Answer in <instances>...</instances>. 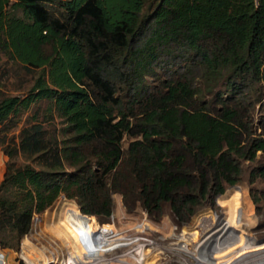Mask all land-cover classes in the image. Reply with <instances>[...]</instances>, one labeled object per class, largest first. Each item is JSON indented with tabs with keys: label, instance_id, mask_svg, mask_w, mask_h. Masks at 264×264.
Returning a JSON list of instances; mask_svg holds the SVG:
<instances>
[{
	"label": "trees",
	"instance_id": "trees-1",
	"mask_svg": "<svg viewBox=\"0 0 264 264\" xmlns=\"http://www.w3.org/2000/svg\"><path fill=\"white\" fill-rule=\"evenodd\" d=\"M0 52L36 71L27 94L0 95V248L16 249L59 195L86 230L113 193L126 211L156 220L167 204L187 222L264 152V113L252 114L258 93L264 109V0H0ZM37 101L57 131L36 112L7 136Z\"/></svg>",
	"mask_w": 264,
	"mask_h": 264
},
{
	"label": "rangeland",
	"instance_id": "rangeland-1",
	"mask_svg": "<svg viewBox=\"0 0 264 264\" xmlns=\"http://www.w3.org/2000/svg\"><path fill=\"white\" fill-rule=\"evenodd\" d=\"M13 13L21 15L19 9ZM35 72L26 71L0 52V95L24 96L33 83ZM147 80L153 83L151 78ZM255 98L252 114L257 119L264 109L260 110V93ZM36 112V120L41 121L43 127L50 133L57 131L58 119L53 117L46 121L45 102L37 101L19 114L7 136H13L16 141L19 130L33 122L32 114ZM127 141L128 138L123 139V148ZM6 160L0 149V180ZM16 161L37 165L36 161L22 155ZM263 165L264 152L260 151L253 161H242L239 181L225 187L212 206H199L187 222H177L167 204H163L162 214L156 220L147 217L138 206L126 211L120 196L113 193L111 214L103 218L112 236L106 244L100 245L96 244L93 229L103 226L94 216H86L91 217L87 230L83 221L71 222L66 208L75 207L80 211L73 200L59 195L42 212L32 215L29 230L16 249L0 248V264H63L68 258L75 264H264V177L248 181L250 171ZM225 194L229 203L223 205L219 199ZM235 194H240L241 199L235 198ZM241 201L246 208H238L239 213L232 212L228 218L229 210ZM188 240L196 244L195 258L184 251V247L193 245L187 243ZM142 254L143 260L137 262Z\"/></svg>",
	"mask_w": 264,
	"mask_h": 264
},
{
	"label": "bare ground",
	"instance_id": "bare-ground-1",
	"mask_svg": "<svg viewBox=\"0 0 264 264\" xmlns=\"http://www.w3.org/2000/svg\"><path fill=\"white\" fill-rule=\"evenodd\" d=\"M69 208H71V207H69ZM74 210V209H73ZM101 225V224H100ZM101 226H103V228L102 229H100L99 228V226H97L96 227V229L97 230H94L93 229V233H96V234H94V236L96 237V244L97 245H100V244H106L107 242H108V240H110L109 238L112 236V234H111V230L109 229V226H106L105 224H102ZM120 240V239H119ZM125 240V239H124ZM102 241H106V242H104V243H102ZM126 241V240H125ZM187 241V240H186ZM98 242V243H97ZM127 243V242H126ZM187 243H189V244H192L193 243V245H191V248L189 247V246H187V247H184V251H185V253H187V254H190V255H192L194 258H195V254H196V247H194L196 244L194 243V241L193 240H188V242ZM92 244H95V242L94 243H92ZM186 246V245H185ZM183 247V246H182ZM192 248H193V250H192ZM183 249V248H182ZM191 250V251H190ZM142 253V252H141ZM143 254L141 255V257H139V258H137V262H140V261H142L143 260ZM190 258V257H189ZM121 260H123V261H125V259H121ZM136 260V259H135ZM139 260V261H138ZM72 261V262H71ZM144 262V261H143ZM131 263V262H130ZM63 264H75V261L73 262V259H66L65 261H64V263ZM102 264H104V263H102ZM109 264V263H108ZM138 264V263H137ZM143 264V263H142Z\"/></svg>",
	"mask_w": 264,
	"mask_h": 264
},
{
	"label": "built area",
	"instance_id": "built-area-1",
	"mask_svg": "<svg viewBox=\"0 0 264 264\" xmlns=\"http://www.w3.org/2000/svg\"><path fill=\"white\" fill-rule=\"evenodd\" d=\"M86 216V215H85Z\"/></svg>",
	"mask_w": 264,
	"mask_h": 264
}]
</instances>
